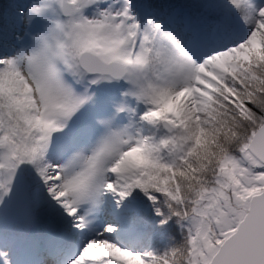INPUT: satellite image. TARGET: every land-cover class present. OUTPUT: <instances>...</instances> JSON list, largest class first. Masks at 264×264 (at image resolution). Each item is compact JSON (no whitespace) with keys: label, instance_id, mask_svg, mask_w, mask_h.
Masks as SVG:
<instances>
[{"label":"snow or ice","instance_id":"obj_1","mask_svg":"<svg viewBox=\"0 0 264 264\" xmlns=\"http://www.w3.org/2000/svg\"><path fill=\"white\" fill-rule=\"evenodd\" d=\"M0 264H264V0H0Z\"/></svg>","mask_w":264,"mask_h":264}]
</instances>
